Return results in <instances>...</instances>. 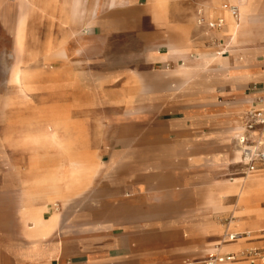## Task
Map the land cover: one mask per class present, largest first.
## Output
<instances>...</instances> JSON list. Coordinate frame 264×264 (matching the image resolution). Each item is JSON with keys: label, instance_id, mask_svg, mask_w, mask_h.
<instances>
[{"label": "crops", "instance_id": "1", "mask_svg": "<svg viewBox=\"0 0 264 264\" xmlns=\"http://www.w3.org/2000/svg\"><path fill=\"white\" fill-rule=\"evenodd\" d=\"M243 3L256 13L254 19L241 26L239 43L235 44L230 36L225 5L237 4L236 0H0V201L5 200L6 195L10 197L12 191L9 169L15 167L17 179L16 170L20 169L23 159L13 160L10 154L29 152L27 143L22 142L23 135L27 128L33 129L45 120L44 108L55 109L57 116L61 113V104L72 106L74 110L81 108L83 112L78 109L66 119L87 120V106L92 102L108 103L107 92L92 97L90 90L93 74H101L96 78L99 88L107 82L109 55L121 57L122 64H131L130 70L137 74H152V66L157 64L167 66L166 70L172 73L185 60L199 58L195 76L189 80L176 76L180 80L178 86H165L169 90L158 96L159 101L187 106L213 103L220 97L236 98L231 108L219 110L212 117L218 122L227 118L233 125L227 132L228 146L222 164L228 168L237 163L231 159V141L243 124L234 122L244 121L251 109L264 108V0ZM220 17L225 20L223 27L212 28L210 22ZM200 18H204L202 23ZM88 19L95 26L90 33H85L82 28ZM250 26H256L257 36L244 34V29ZM19 28L23 38L21 45L17 37ZM214 54L220 56L214 60ZM172 64L176 65L170 70ZM16 65L34 74L32 90H36L29 103H26L28 95H13L16 85L12 73ZM126 70L123 65L116 72ZM61 89L68 90L66 102L60 100ZM173 89L179 91L173 93ZM45 90L50 93L47 100L40 95ZM148 97L154 103L155 95ZM202 115L203 112H198L195 118ZM189 149L190 146L186 151ZM2 153L8 154L7 157ZM26 165L28 167V162ZM201 174V182L212 177L210 171ZM257 176L253 185L260 187L259 194L244 213L245 230L241 233L250 232L243 240L248 238L250 243H261L252 248H264V206L257 205L264 199V169L257 172ZM235 179L233 177V182L228 184L227 198L235 196ZM121 186L122 202L116 212H108L106 201L96 202V194H91L92 208L74 214L60 211L58 228L46 238L27 236L22 218L14 233L4 225L3 235H0V264H193L191 261L201 249L218 240L216 230L209 228L218 223L206 224L205 221L213 220V216L208 215L223 209L217 207L211 213L202 207L174 227L167 210L162 213L149 210L142 214L148 219L141 221L140 211L126 209L125 201H133L143 189L134 179L122 182ZM45 201L35 200V204ZM50 204L47 203L48 207ZM52 213L48 208V214ZM230 216L235 218L234 214ZM205 228L209 231L205 232ZM173 230L179 232L190 247L173 246ZM227 231L240 232L231 225L227 229L225 225L223 235ZM251 234L256 236L251 237ZM161 238L163 240H159ZM244 246L242 241L239 248ZM247 262L264 264V258L233 264Z\"/></svg>", "mask_w": 264, "mask_h": 264}, {"label": "rangeland", "instance_id": "2", "mask_svg": "<svg viewBox=\"0 0 264 264\" xmlns=\"http://www.w3.org/2000/svg\"><path fill=\"white\" fill-rule=\"evenodd\" d=\"M244 1L236 0L239 9L245 7L254 16L256 13L254 8L243 3ZM28 2L31 1L28 0ZM227 12L226 17L229 23ZM256 30V26H250L244 29V34L255 37L258 35ZM17 37L18 44L21 45L23 39L21 38L20 28ZM114 52L116 51L114 50ZM218 56L220 55L216 54L215 56L214 54L213 59L215 60ZM225 59L227 58L225 57ZM121 61V57L108 56L107 82L103 83L101 88L98 87L99 84L96 80L98 75L101 74H93V87L90 90L92 97L107 92L108 103L100 105L92 102L91 105L87 106L86 113L89 114L87 120L66 119V124L58 126L59 147H43L40 144L28 143L27 149L34 150L33 152L12 153L10 156L13 160L22 157L20 168L25 170L27 169L26 163L33 154L60 155L63 153L62 150L65 146L68 145L65 148H70L76 137L84 136L88 142L80 145L73 144L70 149L74 150V152H71L74 154L87 150L86 153L90 157V161L93 162L92 181L80 195L74 196L71 194L68 205H64L60 200H57L56 208L51 203L49 207L51 212L59 209L61 212H66V214L70 211L74 214L75 211L79 213L82 210L90 209L92 205L89 202V197L91 194H96V202L105 200V208L108 212L114 213L120 208L122 202L119 195L122 182L134 179L139 184L138 187L143 189V192H138L133 201H125V208L128 210L138 209L141 213V221L148 219L147 216L142 214H147L149 210L154 209L160 213L167 210L172 215L170 219L172 220V227H174V224H178L182 218L192 217L202 207L205 211L211 210V213L214 208L219 207L223 210L209 214L208 216H213V220L205 221V223H218L209 228L216 230L219 236L218 240L214 242L222 241L226 219L231 214L235 215L232 222L237 219L233 205L237 203L238 198L236 196L226 197L229 190L228 184L233 182V177L245 176H243L238 163L230 165L228 167L229 171H227V167L223 166L222 159L226 155L228 146L227 132L233 125L229 123L227 118L218 122L215 117H212V114L224 108H231L236 98L220 97L213 103L204 105L162 104L158 96L169 90L165 86L171 84L178 86L180 80L176 76L186 80V77L178 69L182 66L196 70L195 65L200 61L199 58L191 61L185 60L184 64H180L179 68L173 70L172 73L167 71V66L163 64L154 65L152 66V74L134 73L130 70L131 64L125 65ZM123 65L127 70L116 72ZM175 65L172 64L170 70L174 69ZM18 66L16 65L15 69ZM111 76H118L117 81L111 82ZM104 81L102 80V82ZM29 85L32 88V81L29 82ZM35 90L33 89L27 96L26 103L32 100ZM178 91V89L172 90L173 93ZM60 92L61 102H66L68 100V90L61 89ZM15 93L16 90H13V95ZM49 94L45 90L40 95H44V100H47ZM151 95H155L154 103L149 100L148 96ZM47 110L48 112H45ZM77 110L83 112L81 108H77ZM77 110H74L72 106L68 108L67 105H60V114H65L66 118L72 116ZM51 111L50 107L42 110L45 114L56 113L55 109L54 112ZM198 112H203V115L195 118V114ZM188 115L191 117L186 118ZM243 122L239 120L234 124H243ZM182 128L187 133L181 131ZM233 133H236L235 127ZM231 143L233 146L235 145L234 138ZM189 146L191 149L186 151ZM7 155L2 153L3 157H7ZM45 168L47 167H41L40 172H44ZM69 170L70 167L64 171ZM204 171H210L212 177L201 182L203 180L201 179V173ZM9 172L13 184L10 197L6 195V199L0 201V235H3L4 225L13 233L18 231L19 221L21 218L24 219L19 176L16 171L17 179L15 178V167L10 168ZM128 191H133V189H128ZM124 195L128 197L127 194ZM96 202L92 204H96ZM257 205L259 207L264 206V199H260ZM160 220L163 219L160 218ZM232 222L231 227L244 232L243 225L235 227L234 225L237 222L235 224H232ZM209 228H205V232H208ZM252 231L255 232L256 230L253 229ZM255 236L256 234H251V237ZM171 241L172 245L178 248L190 247L189 242L183 239L182 235L175 230L171 233ZM242 241L245 246L239 248ZM233 243H238L237 249L229 250L236 251L237 261L235 262H245L244 255L241 253L249 248L261 245V243H250L248 238L244 240L240 238ZM214 247L213 245L205 246L191 263L202 262ZM223 264H233V262ZM247 264L250 263L247 262Z\"/></svg>", "mask_w": 264, "mask_h": 264}, {"label": "bare ground", "instance_id": "3", "mask_svg": "<svg viewBox=\"0 0 264 264\" xmlns=\"http://www.w3.org/2000/svg\"><path fill=\"white\" fill-rule=\"evenodd\" d=\"M30 1L33 2L34 0ZM159 2H162V0H159ZM246 9L247 8L245 7L240 8L239 19L234 18L230 11L227 12L231 31L230 36L235 44L239 43L238 33L241 26L244 25V22L248 21L249 23V20L254 19V16ZM178 71L186 77V80H189L195 76L197 70L181 66ZM33 75L34 74H30L27 69L21 68L20 66L14 70L12 79L13 83L16 85L17 96L23 97L31 93L32 88L30 87L29 82L32 81ZM117 78L118 76H111L110 81L116 82ZM45 112H48V110ZM44 118V123L37 125L33 129L31 127L27 128L26 134L23 135V143L40 144L43 147L58 146L57 127L66 124V115L60 114L57 116L56 113H54V115L48 113L47 115L45 114ZM86 142H88L86 137L79 136L75 138L72 144H70L72 146L73 144L80 145L85 144ZM65 147L62 150L63 153L60 155L33 154L29 157L27 169L23 170L20 168L16 170L21 183V205L24 214L25 232L29 237L46 238L58 228L61 212L57 209L52 214H48V202H51L55 207L57 200H60L64 205H68L70 195H80L90 184V181H92L91 174L93 172V162L90 161V157L86 153L87 150L74 154L71 153L74 152V150ZM231 155V159L235 160L237 163L240 162L241 156L238 147H231ZM44 166L47 168H45L44 172H40V168ZM69 167V171H64L65 169L68 170ZM257 178V173L245 177L237 176L233 183L236 187L234 194L238 198L236 200L237 203L234 205L237 219L232 222V224L237 222L234 225L235 227L245 224L244 213L249 208L254 196L259 194L260 187L253 185ZM35 200L46 201L40 203V205H36ZM237 244L238 243L233 242L222 243V241L218 243L214 242L212 245L215 247L212 250L210 249V252H214L218 249V246L219 250L224 253L229 250L237 249Z\"/></svg>", "mask_w": 264, "mask_h": 264}, {"label": "built area", "instance_id": "4", "mask_svg": "<svg viewBox=\"0 0 264 264\" xmlns=\"http://www.w3.org/2000/svg\"><path fill=\"white\" fill-rule=\"evenodd\" d=\"M225 8L229 10L235 18L239 17V6L237 4H226ZM204 18H200L202 23ZM225 24L224 18L220 17L217 20L210 22L212 28H221ZM235 143L240 150V162L243 176L254 174L264 169V108H255L247 112L243 125L235 136ZM230 216L226 219L227 229L231 225ZM249 236V233H241L227 231L222 238V243L236 242L238 239ZM218 249L214 252H209L202 264H223L226 262L237 261V253H223ZM245 260L255 262L264 258V248H250L241 253Z\"/></svg>", "mask_w": 264, "mask_h": 264}, {"label": "clouds", "instance_id": "5", "mask_svg": "<svg viewBox=\"0 0 264 264\" xmlns=\"http://www.w3.org/2000/svg\"><path fill=\"white\" fill-rule=\"evenodd\" d=\"M79 6V5H78ZM94 24H93V22L90 20V19H88L87 20V22L86 23H84V25H83V31L85 32V33H90L91 31H92V29L94 28Z\"/></svg>", "mask_w": 264, "mask_h": 264}]
</instances>
